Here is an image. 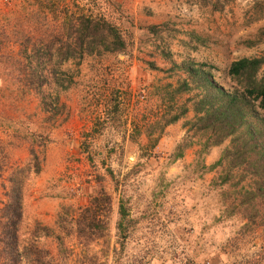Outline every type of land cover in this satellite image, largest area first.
Instances as JSON below:
<instances>
[{"label":"rangeland","instance_id":"obj_1","mask_svg":"<svg viewBox=\"0 0 264 264\" xmlns=\"http://www.w3.org/2000/svg\"><path fill=\"white\" fill-rule=\"evenodd\" d=\"M38 4L44 23L29 16ZM0 13L26 32L27 43L46 26L65 35L61 21L75 13L102 15L125 42L116 52L64 60L61 75H47L42 97L0 90V175L26 163L30 148L38 162L22 187L18 245L34 241L51 264H74L80 248L72 237L64 239L73 250L64 263L51 236L29 231L53 227L61 207L86 205L102 188L111 197L110 236L90 252L107 246L106 264H264V190L257 186L264 173L227 168L220 156L228 139L205 148L200 134L185 131L191 111L158 135L145 130L163 109L158 90L176 85L185 62L232 90L229 63L264 57V0H0ZM254 114L260 148L264 109L248 120Z\"/></svg>","mask_w":264,"mask_h":264},{"label":"trees","instance_id":"obj_2","mask_svg":"<svg viewBox=\"0 0 264 264\" xmlns=\"http://www.w3.org/2000/svg\"><path fill=\"white\" fill-rule=\"evenodd\" d=\"M38 6L29 16L43 22L47 17L41 10L43 5ZM1 18L0 90L4 87L12 91L33 90L42 97L43 87L48 84L47 75H61L58 66L64 60L100 51L116 52L125 45L119 29L100 14L68 15L61 21L65 35L61 30L53 31L46 26L34 32L32 37L36 40L28 43L26 32L13 29L5 14H1ZM63 35L72 42L62 41ZM182 68L185 75L178 76L175 86L165 83L158 90L163 109L157 120L146 125V133L158 135L164 124L172 123L191 111L192 116L183 123L185 131L200 134L205 148L228 139V146L220 156L227 168H240L252 176L264 173V145L257 146L254 125L258 116L254 114L250 120L247 118L255 109H264V57H240L229 63L227 75L233 84L232 90L223 89L209 75H196L201 70L193 61L185 62ZM258 130L259 134L264 130L263 121ZM154 142L155 139L142 148L149 150ZM29 153L26 163L11 168L4 177L0 175L3 196L0 203V264H23L22 259L26 260L25 264H51L53 260L48 251L39 248L34 241L18 245L23 183L29 170L38 171L37 155L32 148ZM3 164L0 158V170ZM257 186L264 190V178H260ZM110 209V195L99 188L89 195L86 205L75 209L71 205L61 207L53 227L36 224L29 235L33 238L39 234L51 236L64 263V259L73 252L72 247L64 246V239L72 237L80 248V252L74 253V264H106L107 246L100 247L99 253L90 252V248L98 241L108 240ZM123 218L124 209L120 205L115 224L119 233L124 228L121 227ZM116 242L117 251H121L123 241ZM117 251L115 247L112 249L113 257ZM99 254L104 258L100 259Z\"/></svg>","mask_w":264,"mask_h":264}]
</instances>
